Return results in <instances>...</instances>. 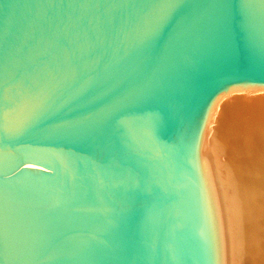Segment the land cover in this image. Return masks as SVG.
I'll use <instances>...</instances> for the list:
<instances>
[{"label":"water","instance_id":"obj_1","mask_svg":"<svg viewBox=\"0 0 264 264\" xmlns=\"http://www.w3.org/2000/svg\"><path fill=\"white\" fill-rule=\"evenodd\" d=\"M264 83V0H0V264H225L201 141Z\"/></svg>","mask_w":264,"mask_h":264},{"label":"bare ground","instance_id":"obj_2","mask_svg":"<svg viewBox=\"0 0 264 264\" xmlns=\"http://www.w3.org/2000/svg\"><path fill=\"white\" fill-rule=\"evenodd\" d=\"M201 141L225 264H264V83L219 93Z\"/></svg>","mask_w":264,"mask_h":264}]
</instances>
